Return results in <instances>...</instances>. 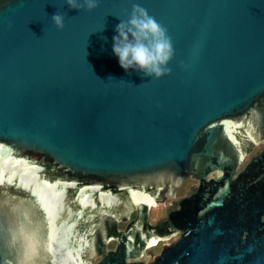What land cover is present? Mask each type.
<instances>
[{
	"label": "water",
	"instance_id": "obj_1",
	"mask_svg": "<svg viewBox=\"0 0 264 264\" xmlns=\"http://www.w3.org/2000/svg\"><path fill=\"white\" fill-rule=\"evenodd\" d=\"M136 3L163 79L113 52ZM0 264H264V0H0Z\"/></svg>",
	"mask_w": 264,
	"mask_h": 264
},
{
	"label": "clouds",
	"instance_id": "obj_2",
	"mask_svg": "<svg viewBox=\"0 0 264 264\" xmlns=\"http://www.w3.org/2000/svg\"><path fill=\"white\" fill-rule=\"evenodd\" d=\"M65 3L79 12H93L100 6V0H65ZM52 22L63 31L65 15L60 12L54 14ZM116 32L113 52L125 72L136 71L157 80L171 75L169 64L175 57L173 41L167 29L146 8L133 4L130 17L126 21L121 20Z\"/></svg>",
	"mask_w": 264,
	"mask_h": 264
},
{
	"label": "rangeland",
	"instance_id": "obj_3",
	"mask_svg": "<svg viewBox=\"0 0 264 264\" xmlns=\"http://www.w3.org/2000/svg\"><path fill=\"white\" fill-rule=\"evenodd\" d=\"M196 184V182L194 181H188L186 182L180 189H178V192H177V197L176 198H180V197H183L186 195L187 192H189L191 190V188ZM175 200V198H169L167 199V202L164 203V204H159L160 207L158 209H154V210H151V218H150V221L151 223L153 224H156L158 223V221H160L161 219H163L165 217V213H166V209L168 207V205L170 203H172L173 201ZM136 216V214L134 213L132 215V218H134ZM126 224L124 223H121V227H125ZM178 240V237H174L172 238L171 240L169 241H162V243L157 247V248H154V249H150L147 251V254L149 255V257L151 258L150 262L153 261V258L156 257V256H159L162 249L167 246V245H170L172 243H174L175 241ZM111 248L114 247V243H111L110 245ZM96 263V261H95Z\"/></svg>",
	"mask_w": 264,
	"mask_h": 264
},
{
	"label": "bare ground",
	"instance_id": "obj_4",
	"mask_svg": "<svg viewBox=\"0 0 264 264\" xmlns=\"http://www.w3.org/2000/svg\"><path fill=\"white\" fill-rule=\"evenodd\" d=\"M160 207V205L158 204V203H156V202H154V206H151V209L152 210H156V209H158ZM160 245V242H158V243H155V244H153V246L150 248L151 250L152 249H154V248H157L158 246Z\"/></svg>",
	"mask_w": 264,
	"mask_h": 264
},
{
	"label": "flooded vegetation",
	"instance_id": "obj_5",
	"mask_svg": "<svg viewBox=\"0 0 264 264\" xmlns=\"http://www.w3.org/2000/svg\"><path fill=\"white\" fill-rule=\"evenodd\" d=\"M161 243H162V241L160 242V244H161ZM156 257H157V256H156ZM156 257H154L153 260H154Z\"/></svg>",
	"mask_w": 264,
	"mask_h": 264
},
{
	"label": "snow or ice",
	"instance_id": "obj_6",
	"mask_svg": "<svg viewBox=\"0 0 264 264\" xmlns=\"http://www.w3.org/2000/svg\"><path fill=\"white\" fill-rule=\"evenodd\" d=\"M156 241H152L151 243H155Z\"/></svg>",
	"mask_w": 264,
	"mask_h": 264
}]
</instances>
